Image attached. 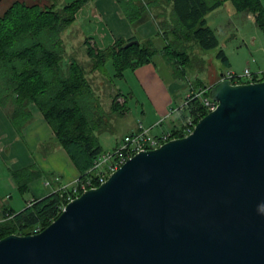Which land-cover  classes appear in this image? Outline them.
Returning <instances> with one entry per match:
<instances>
[{"label": "water", "instance_id": "water-1", "mask_svg": "<svg viewBox=\"0 0 264 264\" xmlns=\"http://www.w3.org/2000/svg\"><path fill=\"white\" fill-rule=\"evenodd\" d=\"M208 95L189 134L134 154L41 231L1 238L0 264H264V79Z\"/></svg>", "mask_w": 264, "mask_h": 264}, {"label": "trees", "instance_id": "trees-1", "mask_svg": "<svg viewBox=\"0 0 264 264\" xmlns=\"http://www.w3.org/2000/svg\"><path fill=\"white\" fill-rule=\"evenodd\" d=\"M55 1L40 6L14 0L0 15V104L8 102L13 113H18V117L24 114L23 120H27V106L35 103L52 128L55 140L79 170L81 182L88 178V170L103 151L96 134L103 128L101 117L94 116L100 111V104L89 74L96 71L107 75L105 66L109 61L113 67L112 77L122 78L127 70L155 63L159 54L175 78L186 79L198 60L194 46L211 49L219 45L216 33L206 25L204 16L225 0L213 3L206 0H116L132 25L151 14L156 20L161 18L158 22L160 32L131 46L126 44L137 37L116 38L105 48H98L86 39L88 64L71 59L67 70L61 67L65 53L61 33L74 21L76 12L91 0H72L60 8H55ZM229 1L236 12L253 14L255 25L264 34L261 0ZM217 56L228 65L222 49ZM120 96V92L111 96V109L117 115L128 110L126 101H119ZM207 113L201 101L191 100L182 110L179 125L170 130L171 137L184 136L182 123L188 117L196 124ZM11 175L23 192L41 173L25 168L12 171ZM70 192L71 189L55 191L34 199L20 211H8L0 222V239L10 234L30 235L44 229L59 215Z\"/></svg>", "mask_w": 264, "mask_h": 264}, {"label": "crops", "instance_id": "crops-1", "mask_svg": "<svg viewBox=\"0 0 264 264\" xmlns=\"http://www.w3.org/2000/svg\"><path fill=\"white\" fill-rule=\"evenodd\" d=\"M206 1L211 3L214 0ZM261 1L264 5V0ZM226 2L230 1L221 2L217 8L205 14L206 25L208 14L227 6ZM167 13H169V8ZM247 17L254 23L255 16L253 14L247 13ZM157 19L159 20H156L151 14L138 24L132 25L122 14V9L116 0H91L76 12L75 19L71 23L81 32L79 40H71L68 37L70 35L69 31L65 32L61 38L65 52L70 51L74 43L77 45L82 44V63L85 65L89 60L84 47L86 39L98 48H105L120 37L128 39L135 36L137 40L144 41L160 32L158 22L162 19ZM253 42H255V39L251 37V43ZM262 51H264V48H262ZM227 59L228 65L231 66L229 56H227ZM263 66L264 64L260 67ZM260 67L258 66L256 70L264 69ZM192 70H189L188 74ZM93 74L90 73L89 78H91L92 89L98 101L100 96L96 87L100 82L104 79L110 84L113 79L123 81L122 87L115 85L116 89L114 90L120 92L119 101L125 100L128 110L121 115H117L112 111L111 96L116 92L113 93L114 90L109 86V111L104 116H108V122H113L116 117L125 116L133 109L136 112L132 116L133 119H136L124 125V133L122 135L115 134L112 143L114 146L118 144L124 135L137 130L139 126L150 128L149 132L153 135L170 131L174 126H178L184 109L179 110V107L183 104L187 95L194 89L212 85L219 80L221 75L215 73L208 82L196 79L195 84L190 81L186 82L187 78L180 80L174 77L171 68L163 62L159 54L155 57V63H146L133 70H127L122 78H113V72L107 75L99 72L97 73L99 75L94 77L98 80V83L94 82V84ZM136 93H139L138 97H136ZM181 95L183 100L180 99ZM140 98H143L144 102H140ZM27 110V120H23L25 118L24 114L22 117H18V113H13L14 111L8 102L0 104V221L4 219L3 216L8 211H20L34 199L55 191L70 189L76 184L80 176L79 170L67 151L55 140L52 128L35 103L28 104ZM107 130L113 133L112 128ZM101 133L103 131L97 134V138H100ZM25 168H32L34 171L40 172L41 175L31 180L27 189L21 192L11 173Z\"/></svg>", "mask_w": 264, "mask_h": 264}, {"label": "rangeland", "instance_id": "rangeland-1", "mask_svg": "<svg viewBox=\"0 0 264 264\" xmlns=\"http://www.w3.org/2000/svg\"><path fill=\"white\" fill-rule=\"evenodd\" d=\"M14 0H0V15L9 6V4ZM27 4H38L40 6H48L53 3V0H22ZM72 0H56L55 8H60L61 5L70 2ZM213 3V2H211ZM227 6H224L216 11H212L208 14L207 25L212 28L218 38L219 45L211 49H202L199 46H195L194 54L198 57V60L194 63V69L190 74H188L187 81L193 82L195 84L196 79L200 81L208 82L212 75L215 73L217 75H225L227 72H233L235 74H241L245 67L249 68L252 73L262 72L263 70H256L258 66L260 67L264 64V34L263 32L251 21L247 14L244 12H236L232 7L231 2H226ZM263 4V2L261 1ZM264 6V5H263ZM68 36L71 40L75 41L80 38V30L74 24L67 26L61 33V36L68 32ZM251 37L255 39V42L251 43ZM69 39V40H70ZM222 49L229 56L231 61V66L227 65L221 57L217 56L218 51ZM201 58V59H200ZM71 59H75L82 63V44H73V48L63 54V59L61 61V67L63 70H67L68 63ZM88 64V63H86ZM85 64V65H86ZM260 68H264L260 67ZM105 69L107 74L113 72V67L111 62H107ZM92 76L93 83H98L97 79H94L95 75H99L96 71ZM106 75V74H104ZM260 77V75L258 76ZM91 80V78H89ZM122 80L113 79L110 84L105 79L98 85L99 91V104L100 111L94 114L95 118L99 115L101 117L103 128L96 134L103 131L98 138V142L102 147L103 151H113L115 148L112 145L115 138V134H123L125 129L124 125L129 124L136 118H132L136 112L130 111L123 117H116L113 122H108V116L104 117L109 111V86L113 90L117 87H122ZM94 83V84H95ZM189 84V83H188ZM97 86V85H96ZM95 87V86H94ZM113 93L116 90L112 91ZM126 96V95H125ZM139 93H136V97ZM182 98V95L180 99ZM122 100V99H121ZM183 100V99H181ZM178 101V100H177ZM140 102H144L143 98H140ZM179 102V101H178ZM112 132L107 129H111Z\"/></svg>", "mask_w": 264, "mask_h": 264}, {"label": "built area", "instance_id": "built-area-1", "mask_svg": "<svg viewBox=\"0 0 264 264\" xmlns=\"http://www.w3.org/2000/svg\"><path fill=\"white\" fill-rule=\"evenodd\" d=\"M259 75L260 77H258ZM221 79H230L233 83L259 81L258 79H264V71L252 73L249 68L246 67L241 74L227 72L225 75L219 78V80ZM209 88L210 86L205 85L199 89L197 88L192 90L187 95L183 104L179 107V110L186 107L193 99H198L201 101L208 112L213 110L216 107V102L209 97ZM182 125H184L183 134L187 135L192 131L195 124L193 123V119L188 117L187 120L182 123ZM149 131L150 128L139 126L137 130L124 135L115 146L113 151H102L95 158L91 168L88 170V178L81 182L78 179L76 184L70 188L71 192L67 195V202L78 196L82 191L91 187H96L103 183L112 172L117 170L128 158L134 154L143 150L156 148L172 138L171 131H165L161 134L155 135L151 134ZM63 207L64 205L61 206V210ZM37 232L39 231H34V233Z\"/></svg>", "mask_w": 264, "mask_h": 264}]
</instances>
